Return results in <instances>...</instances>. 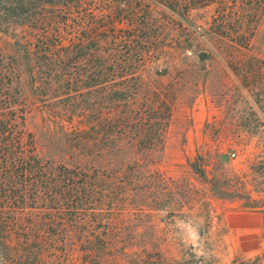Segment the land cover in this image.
Masks as SVG:
<instances>
[{"label": "trees", "instance_id": "16d2710c", "mask_svg": "<svg viewBox=\"0 0 264 264\" xmlns=\"http://www.w3.org/2000/svg\"><path fill=\"white\" fill-rule=\"evenodd\" d=\"M112 1L0 0V264H188L167 226L194 222L196 205L208 226L212 204L160 173L144 197L143 151L166 133L156 121L172 117L178 84L168 67L143 74L159 43L157 7L161 26L196 28L191 14L216 5L202 36L264 114V61L246 56L264 0H119V18ZM10 17L23 18L22 33L7 34ZM189 27L171 49L190 50ZM31 107L69 126L62 163L43 159L25 131Z\"/></svg>", "mask_w": 264, "mask_h": 264}, {"label": "rangeland", "instance_id": "374dc122", "mask_svg": "<svg viewBox=\"0 0 264 264\" xmlns=\"http://www.w3.org/2000/svg\"><path fill=\"white\" fill-rule=\"evenodd\" d=\"M127 1L120 0L123 5ZM118 2L112 1L113 18L127 11L121 14ZM215 8L211 5L191 14L196 28L189 27V21L180 26H161L163 13L156 8L154 17L159 21L153 26L157 25L158 32L151 35L160 44L150 52L154 59L147 62L143 74L146 80H153L155 69L168 67L178 84L172 117L168 123L156 121L162 123L166 133L158 137L161 141L154 150L146 145L143 151L144 197L147 200L151 196L152 179L160 173L174 184L172 187L191 184L195 189L193 199L206 198L212 204L213 218L208 226L203 216L195 218L201 213L197 205L191 212L194 222L176 220L167 226L170 247L175 252L183 249L186 263L264 264V227L249 232L234 230L227 223V217L234 213L264 215V114L255 107L249 109L246 104L252 107L258 98L237 90L238 81L224 67L223 56L203 37ZM258 17L245 53L264 61V13L259 12ZM10 22L13 30L8 31L9 36L25 29L23 18L10 17ZM121 26H126L125 21ZM188 27L193 32L190 50L182 53L171 49L183 46L187 32L183 29ZM236 58L246 59L241 55ZM259 100L263 102L264 96L260 95ZM41 117L37 109L27 110L25 131L33 136L43 159L62 163L63 151L71 140L69 126ZM155 179L159 185L160 177ZM159 187L154 197L164 199L165 191L161 184ZM166 217L165 213L158 214L164 222Z\"/></svg>", "mask_w": 264, "mask_h": 264}, {"label": "crops", "instance_id": "0c3cea01", "mask_svg": "<svg viewBox=\"0 0 264 264\" xmlns=\"http://www.w3.org/2000/svg\"><path fill=\"white\" fill-rule=\"evenodd\" d=\"M227 223L234 230L256 232L264 227V215L255 213H234L227 217Z\"/></svg>", "mask_w": 264, "mask_h": 264}, {"label": "built area", "instance_id": "2783aa9c", "mask_svg": "<svg viewBox=\"0 0 264 264\" xmlns=\"http://www.w3.org/2000/svg\"><path fill=\"white\" fill-rule=\"evenodd\" d=\"M234 155H235L234 153L231 154L232 157H233Z\"/></svg>", "mask_w": 264, "mask_h": 264}]
</instances>
